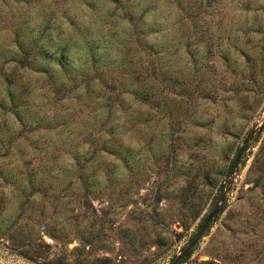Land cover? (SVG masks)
<instances>
[{"label":"rangeland","instance_id":"obj_1","mask_svg":"<svg viewBox=\"0 0 264 264\" xmlns=\"http://www.w3.org/2000/svg\"><path fill=\"white\" fill-rule=\"evenodd\" d=\"M69 16L89 23L99 47L95 63L86 52L70 64L82 51L68 52L65 71L37 54V40L49 25L57 33L54 20L67 32ZM10 88L35 133L16 122ZM108 111L129 167L112 158L111 180L101 169L86 186L72 171L56 186H71L65 205L37 194L16 234L0 233V264H168L179 254L264 116V0H0V135L24 132L29 159L37 140L46 156L34 166L63 164L88 135L103 144ZM222 207L182 264H264V129Z\"/></svg>","mask_w":264,"mask_h":264},{"label":"trees","instance_id":"obj_2","mask_svg":"<svg viewBox=\"0 0 264 264\" xmlns=\"http://www.w3.org/2000/svg\"><path fill=\"white\" fill-rule=\"evenodd\" d=\"M68 22L69 26L67 32L62 31L63 25L61 22L54 20L51 26L55 25V29L58 30L57 33L55 35L52 34L51 31H49L52 27L49 25L44 27V30H42L39 34L40 38H38V40L36 39L38 42L45 40L44 42L39 43L38 49H40L37 51V54L45 59H52L56 61L58 63L57 66L65 71L72 70L73 68V65H67L68 52L70 53L72 50L76 49H78V51H82L79 57H77V54H70L74 57V59H70V57L68 58L70 64L75 63V61H81L86 52L91 54V60L95 63L97 59L95 60L96 56L94 54L99 47L96 36L94 41H90L85 37V35H92L93 33H96L92 31L89 23L80 24L78 19L72 16L68 17ZM142 22L143 21H141V23ZM79 25L81 26L78 27ZM26 30L27 29L24 31L20 30L15 34L16 44L19 43L18 41L22 36L21 34ZM26 35H29V33ZM60 40L62 41V44L51 51V49H53V45ZM7 78L10 86H13L14 82L12 79L9 78V76H7ZM83 86L86 90H89L95 87V83L90 80ZM83 86L80 87L83 88ZM24 88L27 89L26 87ZM7 91L9 98L12 100L13 115L17 118V120L15 119L16 122L21 124L24 130H27L30 133H35L38 129H40L39 125L29 126V121H27L26 116H23L25 112L30 113L31 111L28 106H23L24 96L17 95V93L11 88ZM94 100L97 102L98 98H95ZM111 115L112 112L108 111L105 116L104 126L107 133L106 136L102 138L103 144L98 143L97 147L99 148L95 147L97 143L94 142L91 135H88L86 137L87 140H85V138L82 141L89 147H85L82 150L75 149L72 152L70 150H63L64 155L66 154L69 156V160L63 164H59L57 162L52 165H48V162H42L34 166L33 163L37 160L36 157L39 158L41 155L46 156V152L44 153L45 149L38 143L37 140L32 141V154L35 157L29 159L31 154H28V151L24 148V146L21 145V143H18L21 137L22 139L25 138V136H23L24 132H19L18 136H16L14 131L7 128V130L3 132V136L0 135V178L3 180L2 185L4 188L6 187V184H8L10 188L12 187V189L2 188L0 192V233L10 230V232H14V234H16L17 231L15 228L18 225L20 213L24 211L25 206L36 203L37 194L42 193L47 199L57 203L63 202V205H65L67 195L61 197L59 193L67 189H71V186H68L67 189L64 187L56 189V186L61 187L65 182V176L72 173V171L74 172L78 170V179L86 186V182L83 178L89 176L90 174H96L101 169H104V171L107 169L105 174L108 175V181L111 180V175H113V172L116 169L115 160L112 161V158L122 160V164L127 168L129 167L128 161L130 156L133 155L131 154L132 150L130 147H125L124 149L123 146L125 142L123 139L122 143H118L116 140L113 124L111 123ZM38 120L39 119L35 118V122H38ZM7 123L8 120H5L3 123L0 122L2 125H7ZM0 129H2L1 125ZM76 147L79 148L80 145H77ZM56 159L57 161H60L58 157H56ZM17 161L24 162L23 165L25 164V170L20 171L17 168ZM85 190L88 191L89 188L85 187ZM7 191L10 192L11 197L7 195ZM13 224L15 227L12 226Z\"/></svg>","mask_w":264,"mask_h":264},{"label":"water","instance_id":"obj_3","mask_svg":"<svg viewBox=\"0 0 264 264\" xmlns=\"http://www.w3.org/2000/svg\"><path fill=\"white\" fill-rule=\"evenodd\" d=\"M264 129V116L261 121L253 128L246 138L244 139L238 153L236 155L233 168L230 172V179L217 199L216 203L205 217L204 221L200 224L198 230L192 236L191 240L185 245L179 254L173 257L168 264H182L184 259L192 252V250L200 243V241L204 238L206 233L211 229L212 223L220 213L224 202L227 200V197L231 191L232 185L234 183L235 177L240 171L243 159L249 150L251 143L254 141L256 136Z\"/></svg>","mask_w":264,"mask_h":264}]
</instances>
